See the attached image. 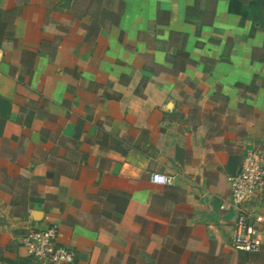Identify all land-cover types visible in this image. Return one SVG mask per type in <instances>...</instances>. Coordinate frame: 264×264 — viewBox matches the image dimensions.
Returning a JSON list of instances; mask_svg holds the SVG:
<instances>
[{
	"label": "crops",
	"instance_id": "crops-1",
	"mask_svg": "<svg viewBox=\"0 0 264 264\" xmlns=\"http://www.w3.org/2000/svg\"><path fill=\"white\" fill-rule=\"evenodd\" d=\"M251 146L264 0H0V264L50 223L70 264H264L221 208Z\"/></svg>",
	"mask_w": 264,
	"mask_h": 264
},
{
	"label": "built area",
	"instance_id": "built-area-1",
	"mask_svg": "<svg viewBox=\"0 0 264 264\" xmlns=\"http://www.w3.org/2000/svg\"><path fill=\"white\" fill-rule=\"evenodd\" d=\"M151 181L167 184L170 178L164 174L152 173ZM230 190L228 204L234 212L231 247L239 252L256 253L262 246L258 225L263 216L253 213L247 206L251 198L264 194V164L261 149L257 146L245 150L239 169L227 178ZM59 226L50 223L42 228L30 227L21 236V245L27 254L39 264H70L74 259L72 248L58 243Z\"/></svg>",
	"mask_w": 264,
	"mask_h": 264
}]
</instances>
